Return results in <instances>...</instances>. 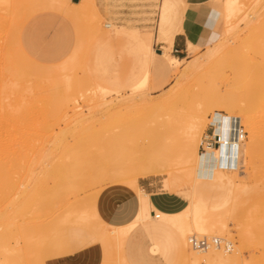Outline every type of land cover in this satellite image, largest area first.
<instances>
[{
	"label": "rangeland",
	"instance_id": "rangeland-1",
	"mask_svg": "<svg viewBox=\"0 0 264 264\" xmlns=\"http://www.w3.org/2000/svg\"><path fill=\"white\" fill-rule=\"evenodd\" d=\"M185 1L96 0L98 17H84L72 10L74 0H4V3L0 0V17H4L0 24V99L8 97L5 98L6 108L10 104L4 108L3 118L0 116L4 151L0 171V264H45V257L31 246L28 229L33 223L44 221L39 218L40 210L32 199L35 192L48 193L56 202L64 192H73L71 196L78 199L79 194L88 190L119 184L134 189L140 197L138 188L129 183L104 181L102 176L101 181H97L99 174L95 173L96 169L109 166L114 147L125 141L123 145L131 148L133 140L137 141V135L143 131L145 134L151 132V137L155 134L152 132L157 131L167 133L161 134L163 136L169 135L166 138L172 152L166 154L164 137L161 142L165 145L163 151L166 150L167 160L175 161V167L166 161L167 167L171 165L174 169L162 166L163 173L139 178L138 187L140 183L148 194L160 192L175 196L182 203L173 199H167L166 203L170 205L174 201L176 208L183 207L177 212L182 211L191 201L192 182L181 175L184 170L180 153L184 133L181 132L185 121L204 109L203 97L216 92L252 108L256 128L251 159L245 156V145L249 141L246 131L242 169L237 171L244 180L241 186L246 187L230 189L226 197H230L227 199L229 211L228 206L221 211L225 232L208 236L188 233L185 251L181 233L168 222L150 219L139 227L149 235L152 252L160 254L166 264H185L186 258L199 252L189 245L188 240L193 236L209 240L221 238L232 243L231 251L217 248L209 251L215 249L226 255L238 250L239 264H264V0H243L244 13L241 11L233 20L232 31H228L222 12L216 11L222 16L217 13L218 34L204 48L189 44L178 74L173 73L167 60L170 72L161 70L159 64L163 58L160 56H155L149 68L146 66L149 47L154 48L157 55L163 39L178 31L182 12L185 13ZM210 10L205 8L202 14ZM33 15L37 20L27 29L31 33V54L37 63L23 51H27L28 44L20 43L21 30ZM110 22L115 27L110 35L115 37L114 41L106 39L111 30L105 24ZM170 53L174 54L173 48ZM145 73L148 74L146 82L139 86ZM68 76L70 83L79 87V92L66 91ZM99 86L110 93H101ZM68 94L76 96L75 101ZM66 100L71 102L68 104ZM214 113H203L205 126L199 139L201 154V140L209 128V117ZM242 117L244 123L247 116ZM141 137L148 139V136ZM175 139L179 141L176 145ZM141 141L137 142L144 144ZM150 141L144 145L150 146ZM136 146L134 150H138ZM143 151L148 155L145 149ZM166 171H174L178 179L170 177ZM223 190L226 196L227 189ZM219 191L218 188L213 190L216 199L223 198L220 197L222 190ZM94 200L95 197L93 200L91 197L85 206L69 209L68 219L52 231L45 228L39 245L64 250L73 242L79 246L102 242L95 233L105 231L107 225L97 216L90 217L88 223H76L83 210L93 215ZM233 208L232 215L224 214L226 210L231 214ZM102 243L107 251L104 264L126 262L122 259V248L113 242ZM112 249L119 253L116 260L111 256Z\"/></svg>",
	"mask_w": 264,
	"mask_h": 264
},
{
	"label": "bare ground",
	"instance_id": "bare-ground-1",
	"mask_svg": "<svg viewBox=\"0 0 264 264\" xmlns=\"http://www.w3.org/2000/svg\"><path fill=\"white\" fill-rule=\"evenodd\" d=\"M244 1L243 0H212L209 3L210 5H208V7L215 10V11L222 12V14L225 18V23L227 25L228 31H232L234 28L232 22H233V20H235L239 17L241 11L243 10L242 7H245V6H243V3H242ZM1 3H4V0H2ZM64 4H67V2H65ZM73 6H75V8H72V10L75 11V13H77L79 15H82L84 17L86 15H90L91 17L93 15V16L98 17L99 9H98V6L96 4V0L74 1ZM186 6H187V4L185 5V15H186ZM254 11H258V10H254ZM89 17H87V18H89ZM3 18H2V16L0 17V24H1V21ZM96 25H94V26H96ZM105 27L109 28L111 30L110 34L107 35L106 39L112 40V38H113V41H114L115 37L110 36L111 32L115 31L114 25L110 22V23H106ZM97 30H99V28ZM162 42H163V45L161 48H162L163 54L168 57L170 64L173 67V73L178 74L182 59L177 58V57H172L170 54V48L172 46L173 39L172 38H166ZM157 52H158V54H161L160 50H158ZM153 53H154V48H152L150 46L149 47V56H148V60H147V64H146V66H149V68H150V65L152 62ZM193 67L199 69L198 65H194ZM147 69H148V67H147ZM1 70H2V68H1ZM2 73H3V70H2ZM148 73H149V71H148ZM147 75H148L147 73L144 74L143 78L141 79L139 86H142L145 84L146 79H147ZM0 76H2V74ZM70 79L71 78L69 76L65 79L66 91L69 93L74 92V91L79 92L78 91L79 87L71 84ZM1 87H2V84H1ZM175 88H177V87L175 86ZM167 90H169V89H167ZM176 90L177 89H175V91ZM99 91L103 94L110 93V91H107L106 88L101 87V86H99ZM175 91H173V92H175ZM139 92H140V90H139ZM82 94H80V95H82ZM70 95L71 94H68L67 96H70ZM172 95H173V93H172ZM67 96H66V98H67ZM167 96H170V95H167ZM74 97H76V96H74ZM74 97H72V95H71L70 99L74 100L75 99ZM170 97H174V96H170ZM5 98H8V97L2 96L0 99V116L1 117L4 116L5 112L3 113V111L6 110L10 105L9 104L8 107L6 108ZM168 99H171V98H168ZM201 101H203L204 109H200L197 114L193 113L194 115L190 116L187 122L185 121L186 126L184 128V131L182 130L183 132H181V134L184 133V135H183L184 139L182 138L184 141L182 139H180V140H182V142H184L182 152H180V153H182V159L181 160H182L183 165L179 164V166H177V167H180V165L184 166L183 174H181V175H183L184 178H186L187 180L192 182V196H191L190 203L182 211H179V212H176L173 214H166V213H163V212L157 210L156 208L152 207L151 202L149 200V196L145 192H143L142 189H140L138 187V184H137L138 179L142 178V177L146 178L149 176L161 174L164 172L163 171L164 169H162L163 167L168 168V169L175 167V164H174L175 161L172 162L174 164V166H173V164L167 160L168 158H166L167 157L166 154L168 155L169 152H172V151H170L172 148L168 147V143H169L168 140L169 139H167V138H169L168 137L169 135L163 136L164 134H167V133H161V134H163V135H161L159 132H162V131H157L158 133L152 132V134L155 133L154 135H152V137H153L152 138L150 135L151 132H149L150 134L148 133L150 136L147 133H146L147 134L146 135L145 131H143L144 133L140 132L141 134H138V135L136 134L138 136L139 142H140V140H143L141 142H144V144L145 143L147 144V143H149L148 140L150 141V139L152 138L153 141H150L152 143L150 146H147L148 145L147 144L146 145L147 148H146V146L143 143L141 144V143L137 142L138 141V139L136 138L137 136H135L137 141L134 142V140H133V145H132V147L130 146L131 148L123 145V143L125 141H122L121 145H117L116 147L113 148V158L110 160L109 166L96 169L95 174H99V176L97 175V178L99 177L97 179V181L98 180L101 181L102 178H103L102 180H104V181L105 180H110V181L113 180V182L125 181V182L129 183L131 186H133V188H138V191L141 192L140 197H139L140 209H139V213H138L136 219L133 222H131L130 224H128L126 226H122V227L121 226L120 227L110 226V225L106 224L107 229L105 231H100V232L95 233L96 236L102 242H104V243L113 242V244H115L118 248H123L126 237L134 229V227L139 222H147L150 219L151 220L160 219L161 221L168 222L178 232H180L182 239H183L182 242H183V247H184L185 251H187V248H188L187 239H186L188 233L196 234L198 236H208V235H212L216 232L221 233V234H223L225 232V228H226L225 223L223 222L224 223L223 224L220 218H222V216H223V214H221L222 209H224V207H225V209H227V207H226V206H228L227 205L228 204L227 199L230 200V197L226 198V197H228L227 196L228 191H230V189L232 190V188H233V190L234 189L238 190L240 187L242 189V187L244 185L243 186H241V185H242L244 180L241 177L242 175L240 176V174L237 173V171H239V170H236V171L223 170L218 165V162L220 161V159L222 157H225L227 152L230 151V149H231V143L228 142L226 140V138H223L221 141V144L218 145L216 148L209 149L202 154L199 153L200 134H201V131L203 130V128L205 126V116H203V113L215 112L212 115V116H214L216 113H220L222 111H228L230 113H234V114H230V115H232V116L237 115L236 117H240V118L243 115L244 116L246 115L247 118L244 120L245 121L244 123L247 127L246 131L249 132V135H248L249 141L247 142V145H245L246 147L244 150H245L246 159L250 160L251 159V151H252V148L255 144V139H256L255 138L256 137V128H255V122H254V117H253V109L242 105L240 102L236 101L235 99H233L230 96L225 95L222 92H216V93L204 96L203 100H201ZM68 102H71V101L66 100V103H68ZM165 102H167V100H165ZM140 104L142 105V103H140ZM135 107H136V105H135ZM161 107H163V106H161ZM4 108H6V109H4ZM142 108H143V105H142ZM158 109H160V108H158ZM132 112H133V110H132ZM129 113H131V112H129ZM2 118H0V119H2ZM242 121H243V117H242ZM209 122H210V117H209ZM0 123L3 124L1 122V120H0ZM8 123H10V122H8ZM14 125H16V124H14ZM1 127H2V125H1ZM128 128H129V126H128ZM221 129H222L221 127H219L217 129V133L220 135H222ZM0 130H1V128H0ZM136 133H138V132H136ZM171 133H172V131H171ZM168 134H169V132H168ZM139 135L143 136L144 138L148 136L147 137L148 139L145 138V140H144ZM2 136H4V135H2ZM171 136L173 137V135H171ZM139 137H141V139ZM149 137H151V138H149ZM163 137L165 139H163ZM1 139H2V137H0V171L3 167V156H4V154H3L4 151H2V140ZM162 139L167 146L165 148L167 151L166 150L165 151L168 153L163 151L165 145L162 144V142H163V141L161 142ZM173 140H171V141H173ZM175 141L177 143H174ZM175 141L172 143H174L175 145L179 143L178 139L177 140L175 139ZM135 143L141 144L142 146H140V145L136 146L137 144H135ZM244 144H245V142H244ZM244 144H243L242 148H244ZM134 145L136 147H139L138 150H137V148L134 150ZM143 145L145 148H143ZM127 146H129V145H127ZM144 149H145V154H148V155H144V151H143ZM178 149H179V147H178ZM176 150H177V148H176ZM139 152H140V154H139ZM147 152H149V153H147ZM162 155H164L165 157ZM146 156H148V157L146 158ZM170 156H168V157L170 158ZM163 158L165 161H162ZM178 160H179V158H178ZM166 161H168L173 167L171 165H170L171 167L170 166L167 167L168 163ZM164 163H165V165H163ZM177 164H178V162L176 163V165ZM4 165H6L5 162H4ZM10 168L8 169L9 172H10ZM106 168H109V169H106ZM179 171H181V170H179ZM173 172L168 171L167 173L169 174L170 177L171 176L176 177L175 180H177L178 177L175 174H173ZM177 175H179V174L177 173ZM6 177L8 178V176H6ZM100 177H101V179H100ZM0 178H2V177L0 176ZM4 181H5V179H4ZM4 183L2 181V184H4ZM245 187L246 186H244V188ZM217 188H218V191L220 190L219 188H221L222 194L221 193L220 194L222 196L220 194H217V195H220V197H223V198L218 199V197H217V199H216V196L214 197L212 195V194H214L213 190L217 189ZM224 188L227 189L226 190L227 193L225 194L226 196L223 195V193L225 192L223 190ZM221 190L219 192H221ZM247 190L248 189H246V191ZM231 194H233V193H231ZM225 198H226V200H224ZM231 198H232V195H231ZM234 210H235L234 208H233V210L231 209V212H229L231 214H228V212L226 213V211H227L226 210V211H224V214L230 216V215H232V211H234ZM83 211L84 212H82L81 215L79 216V220H76V223H83V222L88 223L87 221L90 219V217H94V216L96 217L97 216L95 212H93V215H90L88 213V211H85V210H83ZM228 211H229V206H228ZM108 227H111V228H108ZM212 248H215V247H212ZM212 248H210V249H212ZM210 249L205 250V251H199V252L192 253L189 258H186L184 260L185 261L184 263L185 264H232V263L239 264V257H238L239 252H238V250H233L232 253L223 255L220 252H215V249L209 251ZM122 259H124V258H122ZM122 264H126V262H123Z\"/></svg>",
	"mask_w": 264,
	"mask_h": 264
},
{
	"label": "crops",
	"instance_id": "crops-1",
	"mask_svg": "<svg viewBox=\"0 0 264 264\" xmlns=\"http://www.w3.org/2000/svg\"><path fill=\"white\" fill-rule=\"evenodd\" d=\"M178 1L181 2V0ZM211 1L212 0L185 1L187 4L186 15L182 12L178 31L169 34L164 38L173 39L170 52L173 48V53L175 55L170 53L172 57L183 59L182 57H184V53H187L189 44H192L196 48H199L197 45H199L200 48H204L216 37L218 34L217 31L220 14L217 12L219 14L217 15L216 11L213 9V11H206L202 14L205 8H209L208 5H210L209 3ZM36 20V16L33 15L24 24L20 34V43L23 42L28 44L29 47H27V51H25V49L23 51L30 60L37 63L35 57L31 54V33L27 29L28 26H33ZM160 52L161 54L155 55L154 50L151 65L154 63L155 56H160L163 60L159 64V68L163 71L170 72L167 68L168 62L169 67L173 71V67L170 64L168 57L163 54L162 48L160 49ZM139 188L148 196L150 195V202H152L157 210L163 213H174L183 208H176L174 201L170 205L166 203L167 199H173L182 203V201L178 200V198L171 194L160 192H150L148 194L140 186V183ZM71 194L74 193H61V196L57 198L56 202H54V199L48 193L35 192V194H32V199L36 202V205L40 210L39 218H44V221L39 220L28 228L30 231L31 246L33 249L37 248L38 251H40V254L45 257V264H104L105 259L107 258V251L106 246L102 242H95L86 246H79L77 242H73L70 248L64 250L53 247L46 248L39 245L40 238H42V233L44 232L43 230L46 228V230L52 231L60 224V222L63 223V221L68 219V215L70 214L69 209L85 206V204H88L91 201V197L92 200L93 197H95L93 204L99 221L110 226H126L133 222L139 213V195L134 189L119 184H112L98 190H88L79 194L80 196L78 195V199H75L74 195L71 196ZM159 198H162L163 200L161 201ZM145 223L146 222H139L126 237L124 246L121 250L123 258L126 259L128 264H166L160 254L152 252V243L149 235L143 227H139ZM24 229L26 230L27 227L24 226ZM118 255L119 253L116 249L111 250L112 258L116 260Z\"/></svg>",
	"mask_w": 264,
	"mask_h": 264
},
{
	"label": "built area",
	"instance_id": "built-area-1",
	"mask_svg": "<svg viewBox=\"0 0 264 264\" xmlns=\"http://www.w3.org/2000/svg\"><path fill=\"white\" fill-rule=\"evenodd\" d=\"M227 122L228 130L224 132V123ZM208 130L204 134L200 144L202 153L209 149H214L221 144L223 138H226L231 143V149L227 152L225 157H222L218 165L223 170L236 171L242 169L243 160V144L245 142L247 133L245 125L240 117L232 116L228 113L220 112L214 116H210ZM221 127L222 135L217 133V129ZM190 247L195 251H205L212 247L217 249H224L225 251L232 250V243L227 242L221 238H197L190 237Z\"/></svg>",
	"mask_w": 264,
	"mask_h": 264
},
{
	"label": "snow or ice",
	"instance_id": "snow-or-ice-1",
	"mask_svg": "<svg viewBox=\"0 0 264 264\" xmlns=\"http://www.w3.org/2000/svg\"><path fill=\"white\" fill-rule=\"evenodd\" d=\"M227 130H228V125H227V122L225 121V123H224V132L226 133Z\"/></svg>",
	"mask_w": 264,
	"mask_h": 264
},
{
	"label": "water",
	"instance_id": "water-1",
	"mask_svg": "<svg viewBox=\"0 0 264 264\" xmlns=\"http://www.w3.org/2000/svg\"><path fill=\"white\" fill-rule=\"evenodd\" d=\"M74 1H78V0H74Z\"/></svg>",
	"mask_w": 264,
	"mask_h": 264
}]
</instances>
